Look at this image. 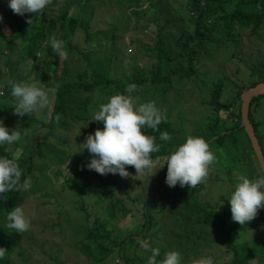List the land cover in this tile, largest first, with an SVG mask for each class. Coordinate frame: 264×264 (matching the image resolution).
<instances>
[{"label":"rangeland","instance_id":"obj_1","mask_svg":"<svg viewBox=\"0 0 264 264\" xmlns=\"http://www.w3.org/2000/svg\"><path fill=\"white\" fill-rule=\"evenodd\" d=\"M119 1L121 5L117 0H103L102 2L99 0H52V3L45 7V9H52L49 12L51 18L56 17L58 10L64 9V12L76 19V24L80 28L74 31L73 42L71 38L65 40L63 51L66 58L59 56L56 64H53L52 57L45 49V42L38 40L35 54V60L38 61V66H35L37 67V73L30 84L35 83L38 87L49 89L51 102L44 110L21 117L20 122L30 117L40 118L44 115L45 123H49L52 110L56 109L53 107L54 101L52 98L55 97L57 80L65 67H67L69 75L73 77V82L82 81L86 83L91 81L88 71H96L102 76L108 74V60L104 51L117 49L125 44V47L119 52L118 63L113 66L116 65V68L122 72L123 63L129 61L132 55L135 54V46L130 45L132 39L142 40L149 46H153L160 34L165 49L176 57L177 54H183L182 47L184 46L188 57L183 54L179 60H175L170 65V68L173 70L179 68L181 72L187 73V79L182 81L173 80L167 87L141 93L137 96L131 95L138 98V103L154 101L157 108L170 121L169 128L173 133L168 134L171 139L168 141L161 140L162 145L169 151L168 155L183 144L190 135L206 139V136L212 133L211 127L215 125L219 128L225 127L226 130L221 131L219 135L210 138V140L214 141L215 138L221 135L227 136L224 139L228 142L224 146H216L213 142H207L209 150L216 158V163L209 166L207 178L195 187L194 198L183 203L168 202L150 208L153 218V230L157 231L151 238L152 246L160 249L163 258L166 252H179L181 254V264H192L193 260L201 257H212L215 264H234L232 252L226 250V243L220 241L221 236L214 226H208L204 223L207 211L214 208L213 210L223 216L227 227L232 230L233 243L241 246L251 243L258 247L261 257L259 259L260 253L259 251L256 252L258 255L255 259L256 264H264L262 208L254 220L241 226L232 221L228 203L235 185L239 182L237 179L239 175L243 174L252 180L263 175L258 167L257 160L255 161V155L249 149L247 138L243 131L237 128V123L242 106L241 97L252 88L249 86L250 82L264 83V24L260 26L255 34L251 32V28L246 27L220 30L222 42H214L209 45L199 43L195 46L190 45V42L183 36L188 31L187 22L190 21L180 8L181 3H184L185 0H139L140 4L130 9H125L129 4L128 0ZM97 2H99V5H97ZM7 6L8 0L0 2V16L3 17L0 25L4 28H1L4 34H9V31L12 32L4 15ZM118 6H120V9ZM149 6L150 9L148 10ZM231 7L232 4L230 3L227 5L226 11L231 10ZM1 8H3L2 11ZM145 9L147 12L141 16L139 31L125 34L120 41L118 32L113 35L109 34L113 29L116 17L115 10H125V16L133 22L137 18V14L145 11ZM161 10L162 13L159 14ZM90 11H97V14L93 18H89H92L89 22L92 29L87 35L84 33L88 29L85 23L86 14ZM188 16L193 17L190 13H188ZM149 19L154 22H149ZM119 23L121 26L127 24V22ZM145 25H148L147 29H143ZM221 25L219 21V26ZM158 28H160V31ZM102 31L107 35L103 34ZM61 33L59 31L58 34L53 36L61 40ZM215 35H217L216 32L212 34V36ZM23 47L26 53L29 48L28 43L23 42ZM177 47L180 49L178 50ZM19 48L20 43L14 48L12 59L17 58L16 53ZM3 49L4 43L0 45V51ZM193 49H195V56L192 59L191 51ZM156 54L157 50L153 52L151 59L139 58L137 65L140 68L145 66L150 68L156 62ZM3 57V55H0V63L3 62ZM121 57L126 59L121 60ZM138 57L141 56L138 55ZM188 59L192 61L193 71L189 69ZM23 67V61H21L18 68L21 71ZM219 83L222 85L221 102L232 105L227 111H217L211 105V92ZM2 84L3 82L0 80V92L2 91ZM239 90L241 91V97L237 98L236 93ZM260 96L262 98L254 101L249 110L253 120L256 118L260 122L258 126H255L256 137L259 136L264 150V138L262 137L264 134V94ZM72 97L69 98L70 105L78 104L84 107L86 103H89V107L93 109V115L99 110L101 104L107 103L109 100L99 90L81 91ZM257 97L255 96L252 100ZM11 98L16 103L12 95ZM11 106L12 104L9 103L6 108L10 111ZM257 106H260L258 111L256 110ZM77 112L78 109L66 119V124L70 127L68 136L61 131L59 132L60 136L68 137L66 138L68 142L64 145L60 142L55 143L57 148L67 152L74 161L79 162L76 166H73L74 168L77 167L78 171L70 172L68 180L65 178L67 171H63L64 174H61L54 156L45 152L40 157L33 156L36 152L34 145L23 150L15 146L16 142L12 145H5V148L13 157H18L19 164H25L21 167L23 174L45 170L51 173L50 180L47 183L51 184L50 188L42 189L40 192H34L32 188L20 191L26 193V195L23 202L18 206H23L26 216L31 221V227L23 233L16 232L20 235V242L10 253L9 264H92L93 262L91 258L86 257L78 250L79 242L84 245L83 249L89 250L92 248L84 244L89 235L83 233L84 238L75 232L77 224L82 225V223L80 222L78 207L73 206V203L80 198L85 211L87 209L91 212L89 220H85L82 225L85 229H89L94 225L95 215L99 212L101 206L96 202V185L91 183L92 171L85 167L91 159L90 154L87 149H84V155L86 156L80 152L74 154V146L77 145V150L80 151L78 145L82 144H77L75 140L77 133L80 132V122L76 118ZM0 119L3 120L5 127H7L8 122L13 120L11 116L5 118L2 111ZM87 124L93 125L94 122L89 120ZM230 136L235 140H232L234 144ZM28 156L34 157V164L31 163L33 165L30 167L27 161ZM45 162L50 168L46 166ZM154 172H156L155 175ZM166 173L167 165L163 158L160 159L156 169L146 171L143 175H133L127 178L130 194L124 202L130 210H133V213L124 215L122 218L118 216L113 225L109 226L110 229L114 230L113 233L102 230V235H99L93 232L91 237L94 246L97 243H102V246L108 247L112 243L118 242L119 239L126 237V234L139 229L143 224L144 211L141 201L152 200L154 196L166 197L169 193L177 194L181 191H188L187 186L181 188L179 184L172 188L168 187L165 183ZM24 179L21 177V182ZM77 193H79L78 196ZM120 194L122 195L123 192H120ZM61 203L64 204V207L59 210ZM85 211H82V213ZM112 212L117 214L118 210L114 209ZM64 217L69 220L66 225H64ZM7 222V216L5 218L0 216V225H3L8 233L14 232L15 230L6 227ZM92 245L90 244V246ZM140 248L144 249L142 242H140ZM113 249L115 252L119 251L118 246H114ZM128 253L131 256L139 252L132 246ZM111 255V258H113L115 253ZM107 259H110V256ZM115 262L119 263V260L115 259ZM105 264H111V262Z\"/></svg>","mask_w":264,"mask_h":264},{"label":"trees","instance_id":"obj_2","mask_svg":"<svg viewBox=\"0 0 264 264\" xmlns=\"http://www.w3.org/2000/svg\"><path fill=\"white\" fill-rule=\"evenodd\" d=\"M102 2L103 0H99ZM174 1V0H170ZM1 2V0H0ZM117 2L121 5L120 1ZM129 4L125 7V9H130L133 6H138L140 4L139 0H128ZM232 4L231 10L226 11L227 5ZM181 10L185 16L188 17L190 21L187 22V33L183 34L186 37L187 41L190 42V45H199V43L211 44L222 42L221 31H225L226 29L234 28V27H246L251 28L252 33H257L260 29V26L264 24V0H185L184 3H181ZM99 5V2H97ZM120 9V6H118ZM150 6L148 7V10ZM3 8H1V11ZM52 9H44L42 13L36 15L34 13H25L24 16L15 15L11 9L7 6L6 12L4 15L7 18V21L10 24L9 34H4L1 31L3 28L0 25V45L4 43V49L0 51V55H3V62L0 63V80H2L3 84L1 85L3 93L0 95V114H4L5 117L10 115L13 116V120L10 125V129L19 128L21 132V139L15 143V146L19 149H26L29 146H35L36 152L33 154L35 157H40L41 154H50L55 157L58 162V170L61 174H64L63 171L66 172V180L69 179L70 172L78 171L76 166L78 161H74L67 152L62 151L57 148L55 143L60 142L62 145L68 142V137H62L59 135V132H63L68 136L70 132V127L66 124V119L73 112L75 113L78 109L76 118L77 121L80 122L79 129L80 132L77 133L76 142L77 144L83 143L84 139L87 135L93 134L96 129L103 128V124L100 122H94L93 125L87 124V121L93 120V114L89 107V103H86L85 106H80L78 104L70 105L69 98H73L72 96L81 92V91H89L91 90H99L107 99L116 94H127L125 89L128 85H136L137 90L132 94L137 96L141 93H147L150 91L157 90L162 87H167L168 84L173 80L182 81L187 79L186 74L181 72L178 68L173 70L170 68V65L175 61L179 60L183 54L187 55L188 53L185 51L184 46L182 47L183 54H177V57L173 54H170L169 51L165 49L163 44V39L160 34L157 32L158 39L156 40L153 46H149L142 40L132 39L130 41V45L135 46V54L132 55L131 59L127 62L123 63V71L120 72L118 68L115 67L114 64H117L119 61V52L122 51V48L125 47V44H122L121 47L113 50H105L104 54L108 60V74L105 76L100 75L96 71H88L90 82H82L72 81V76L69 75L67 67L63 69V73L60 75V78L57 80L58 85L55 90V97L52 98L54 101L53 107L56 109L52 110L51 118L48 124L45 123L42 115L40 118L30 117L27 120H23L19 123L20 116L13 114V108L15 106V102L11 98V88L7 84V80L11 79L16 83H28L32 82V78L37 73L38 61L35 60L36 48L38 46V40H42L45 42V49L47 53L52 57L53 64L57 63V59H59V55L55 53L51 47L50 38L53 35L58 34L61 31V41L63 42L62 48L64 49V42L68 38H71L73 42L74 31L79 30V25L76 24V19L72 18L68 13L64 12V9L58 10L55 18L49 17V12ZM145 11H141L137 14V18L132 22L125 15V10H115V20L113 23V29L109 34H114L118 32L119 41L124 37L125 34L132 31H139L140 26L139 22L142 20V17ZM229 12V13H225ZM162 13V10L159 14ZM188 13L192 14L193 17H189ZM11 14V16H10ZM97 14V11H90L86 14V25L88 29L84 32L88 35L91 31V27L89 25L90 20L94 15ZM195 16V17H194ZM92 17L91 19H89ZM32 19V24L26 23V20ZM158 19V18H157ZM149 22H154L152 19L148 20ZM219 21L221 22V26H219ZM119 22H127L126 25L121 26ZM60 23V25H58ZM148 25L143 26V29H147ZM221 28V29H220ZM4 29V28H3ZM160 31V28H158ZM103 32V31H102ZM216 32L217 35L212 36V34ZM103 34H106L103 32ZM107 35V34H106ZM215 37V38H214ZM47 41V42H46ZM23 42L28 43L29 48L25 53ZM20 43V48L16 53L17 58L12 59V53L16 45ZM178 48V47H177ZM180 48H178L179 50ZM157 50L156 54V62L150 68L148 66L139 67L137 65V60L139 58H152L153 52ZM192 59L195 56V49L191 51ZM140 55L141 57H138ZM125 57H121V60H125ZM23 61L24 67L20 71L18 65ZM189 63V69L193 71V65L191 59L187 60V64ZM7 69V71H5ZM28 71V73H26ZM56 80V78H54ZM30 81V82H24ZM258 82H250V87H254ZM222 85L219 83L214 90L211 92V105L217 111L220 110H229L232 106L231 104H225L221 102V93H222ZM49 90V89H48ZM53 91V90H52ZM237 98L241 97V91H237ZM262 96H258L253 99L249 104V108L252 107L253 102L256 100H260ZM11 103L12 111H9L6 106ZM260 106H257L259 108ZM57 115H59V121L56 120ZM249 119L253 126L254 133L256 135V128L260 122L253 120L252 115L249 110ZM170 121L166 118V122H162L158 125V131H153L151 129H144V133L146 135L156 137V144L159 145V152L152 153L153 159L159 157L160 159L168 156V149L162 145L160 134L162 132H167L172 134L173 132L169 128ZM241 124V113H239V121L237 123V128L242 130L244 135L247 138V142L249 145V149L251 153L254 155L252 146L250 141L248 140L246 132L243 130V127H240ZM23 128H26L25 130ZM226 130L225 127L219 128V126L215 125L211 127L212 133L207 135L206 137L209 139L203 138L206 142L215 144L216 146H224L228 141H225V137L227 136H218L215 138L216 140L211 141L210 138L219 135L221 131ZM34 136L33 138H28ZM232 136V135H231ZM230 136L231 141H235ZM258 140H259V136ZM263 137V136H262ZM232 143L234 144V142ZM259 144L262 148V145L259 140ZM6 144H0V157L6 156L8 158H14L9 151L5 148ZM76 145V144H75ZM74 154L78 153L77 145L73 148ZM82 155L85 154V150L80 152ZM73 154V155H74ZM79 154V153H78ZM86 156V155H84ZM256 158V157H255ZM34 157L28 156L27 161L29 162L28 166H32ZM256 161V159H255ZM33 163V164H31ZM42 164L44 162H41ZM46 166L50 168V166ZM67 165V167H66ZM20 168L25 166V164H19ZM126 171L130 174L129 176L136 175V171L132 166H126ZM147 171V170H146ZM145 171V172H146ZM50 174L48 171H40V172H26L23 174L22 178H31V187L34 189V192H40L42 189L50 188L51 184H47L50 180ZM53 174V173H52ZM262 174V172H261ZM55 176H59L54 174ZM143 175V174H142ZM47 176V178H46ZM128 176V177H129ZM121 178L118 174H107L100 175L95 171L91 173V183H95L97 198L96 202L101 204L100 210L95 215L94 225L85 229L82 227L85 220H89V216L91 212L87 209L85 211L83 205L80 202V198L77 199L73 206L78 207L77 210L80 213V222L82 225H78L75 229V232L80 236L82 235L84 238V234H87V238L85 239L84 244L88 247H92L89 250L86 248L83 249V244L79 242L78 250L85 254L86 257L91 258L93 260L92 264H104L106 262H111V264H146L148 257L151 255L152 246L151 238L155 235L157 231L153 230V218L150 211L152 206H161L167 204L168 202H186L195 196V188H189L188 191H181L180 193H169L166 197H153L154 199H150L148 201H141L144 211H143V224L139 227V229L126 234V237L119 239L118 242H114L108 247L102 246V243H97L94 246L93 238L91 234L95 232V234L102 235V230L107 231L108 233H113V229H110L109 226L113 225V222L117 220L119 216L122 218L124 215L129 213H133V210L129 209V206L124 202L125 199L129 197V182H127V178ZM64 182V181H63ZM120 192H123L121 195ZM26 193H22L20 191H10L5 194H0V216L5 218L9 211H11L14 207L20 205L25 197ZM79 193H77V196ZM140 201V200H139ZM64 204L59 205V210L63 209ZM117 209L118 213L113 214V210ZM214 208H210L206 213V218L204 219V223L208 226H214L216 231L221 236L220 241L226 243V250L232 252V259L234 264H256L255 259L257 258L256 252L260 250L258 247H255L251 243H247L244 246L235 245L233 243V236L231 235L232 230L227 227L226 222L222 215L218 214L213 210ZM206 210V209H205ZM82 211H85L82 213ZM66 212V211H65ZM64 212V213H65ZM262 220L264 225V208H262ZM69 222L68 218L64 217V225ZM82 227V228H81ZM146 241L149 244V249L146 250L140 248V242ZM20 242V235H18L15 231L8 233L7 230L0 225V248H4L6 250V255L0 259V264H9L10 253L12 250L18 246ZM257 242V240H256ZM90 244H93L90 246ZM114 246L119 247V251L115 252L113 249ZM134 246L139 253H135L133 255H129L128 250ZM115 253V256L111 258V254ZM142 256H141V255ZM110 259H107L109 258ZM259 259L261 257V253L258 256ZM115 259L119 260V263L115 262ZM157 264H159L160 259L163 257L161 254L156 257Z\"/></svg>","mask_w":264,"mask_h":264},{"label":"clouds","instance_id":"obj_3","mask_svg":"<svg viewBox=\"0 0 264 264\" xmlns=\"http://www.w3.org/2000/svg\"><path fill=\"white\" fill-rule=\"evenodd\" d=\"M51 3L52 0H8V7L15 15L24 16L25 13L38 15ZM2 19L3 17L0 16V22ZM32 22V19L26 20L28 24ZM50 42L53 51L60 57L66 58L62 48L63 42L54 36L50 38ZM6 82L16 101L13 114L20 118L49 106L51 101L48 89L38 87L35 83H16L11 79ZM136 90V85H128L125 89L126 95L111 96L108 102L101 104L99 110L95 112L93 121L102 123L103 128H98L93 134L87 135L84 142L78 145L79 152L87 149L91 156L90 161L85 165L88 170L100 175L118 174L121 178H126L130 175L126 171V166L134 167L136 174L142 175L146 170L152 171L159 165L160 158L152 157V153L160 150L159 145L156 144V137L146 135L144 129L158 131V125L166 122V115L157 108L154 101L138 103V98L131 95ZM10 116L13 118L12 115ZM59 119L57 115L56 120ZM11 122L5 127L3 120L0 119V144L12 145L21 139L18 127L10 129ZM262 136L264 138V134ZM160 139L168 141L171 137L167 132H162ZM164 159L167 165L165 183L170 188L177 184L181 188L197 187L207 178L209 166L216 163L214 154L209 150V144L202 137L191 135ZM22 176L23 171L19 166L18 157L11 159L6 156L0 157V194L28 190L31 187V178H25L21 182ZM237 179L239 182L235 185L228 203L232 221L243 226L254 220L259 210L264 208V173L254 180L243 174ZM7 221L6 227L17 233H23L31 227V221L26 216L23 206H16L9 211ZM142 243L148 250L149 244ZM150 251L151 255L146 264H157L156 257L160 255V249L151 248ZM5 255L6 250L0 248V259ZM159 264H181V254L177 251L166 252ZM192 264H215V262L212 257H201L193 260Z\"/></svg>","mask_w":264,"mask_h":264},{"label":"water","instance_id":"obj_4","mask_svg":"<svg viewBox=\"0 0 264 264\" xmlns=\"http://www.w3.org/2000/svg\"><path fill=\"white\" fill-rule=\"evenodd\" d=\"M264 94V83H260L252 87L249 91L245 92L241 97L242 106H241V124L240 127H243L246 132L248 139L251 143L254 155L256 157L258 167L261 172L264 173V155L257 139L253 126L249 119V104L255 96H260Z\"/></svg>","mask_w":264,"mask_h":264},{"label":"crops","instance_id":"obj_5","mask_svg":"<svg viewBox=\"0 0 264 264\" xmlns=\"http://www.w3.org/2000/svg\"><path fill=\"white\" fill-rule=\"evenodd\" d=\"M257 111L259 110V108L256 109ZM255 121H258L256 118L254 119Z\"/></svg>","mask_w":264,"mask_h":264}]
</instances>
